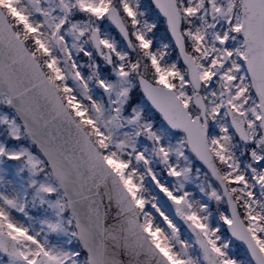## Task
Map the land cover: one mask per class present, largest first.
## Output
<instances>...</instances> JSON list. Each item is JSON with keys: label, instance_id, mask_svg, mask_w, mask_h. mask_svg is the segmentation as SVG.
<instances>
[{"label": "snow or ice", "instance_id": "obj_1", "mask_svg": "<svg viewBox=\"0 0 264 264\" xmlns=\"http://www.w3.org/2000/svg\"><path fill=\"white\" fill-rule=\"evenodd\" d=\"M0 264H264V0H0Z\"/></svg>", "mask_w": 264, "mask_h": 264}]
</instances>
